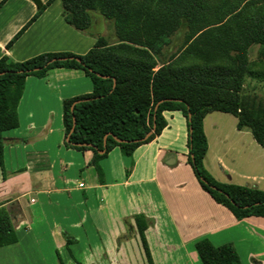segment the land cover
<instances>
[{
    "label": "crops",
    "instance_id": "crops-1",
    "mask_svg": "<svg viewBox=\"0 0 264 264\" xmlns=\"http://www.w3.org/2000/svg\"><path fill=\"white\" fill-rule=\"evenodd\" d=\"M49 1L4 2L0 60L84 56L95 48L97 39L66 23L57 0L7 49ZM93 90L81 70L27 78L20 127L3 135L0 209L8 213L17 243L0 248V264H148L137 217L146 220L154 264H222L218 249L228 245L241 264H264V218L237 221L201 188L188 161L181 112H165L167 127L132 156L116 148L96 165L94 152L66 148L63 104ZM229 116L235 131L226 134L223 121ZM204 131L210 175L224 185L264 191V149L252 132L239 130L238 119L221 112L206 116ZM242 160L246 173L238 171Z\"/></svg>",
    "mask_w": 264,
    "mask_h": 264
},
{
    "label": "trees",
    "instance_id": "trees-1",
    "mask_svg": "<svg viewBox=\"0 0 264 264\" xmlns=\"http://www.w3.org/2000/svg\"><path fill=\"white\" fill-rule=\"evenodd\" d=\"M55 1L50 0L7 49ZM173 1L180 9L174 19L169 13L150 14L136 0H61L66 23L97 39V44L84 56L49 53L23 63L11 62L7 56L0 60V167L6 145L3 135L20 127L18 108L27 78H46L55 69L81 70L94 90L63 104L66 148L94 152L96 165L116 148L132 156L167 127L165 112H181L188 125V161L201 188L237 221L264 218V191L221 184L204 167L208 153L204 119L213 112L236 117L238 129H249L264 149V108L256 109L239 97L247 52L264 46V6L254 15L242 9L227 18H209L201 13L205 6L198 0ZM255 5L246 7L255 10ZM87 10L102 11L114 23L115 44L93 31L95 20ZM176 26L188 29L178 52L182 54L180 67L173 65L178 59L175 55L164 60ZM136 224L148 264H154L144 236L146 220L137 217ZM16 243L11 219L0 209V248ZM218 254L222 264H241L232 245L219 248Z\"/></svg>",
    "mask_w": 264,
    "mask_h": 264
},
{
    "label": "rangeland",
    "instance_id": "rangeland-1",
    "mask_svg": "<svg viewBox=\"0 0 264 264\" xmlns=\"http://www.w3.org/2000/svg\"><path fill=\"white\" fill-rule=\"evenodd\" d=\"M139 4L143 5L150 14H156L157 12L160 16H165L171 14L174 18H178V2L173 0H136ZM205 9H200L201 13H207V17L222 16L227 18L232 12L241 11L247 12V14H256L257 11L263 7L264 0H198ZM206 5H205V4ZM250 3H256L255 10H248L246 6ZM171 5L174 9L171 10ZM216 9V11H215ZM88 11V10H87ZM92 18L95 20L96 26L94 27L95 32L99 35L105 37L108 42L113 45L117 42L116 28L113 22L108 21L103 12L97 10H89ZM169 13V14H168ZM170 18V17H169ZM188 34V29L186 26L179 27L176 26L173 33L170 35L169 44L165 47L166 56L164 60L170 59L172 55L178 57L174 64L177 67L181 66L182 54L178 55L179 49ZM248 67L246 68L245 75L241 84V90L239 97L242 101H247L251 105H254L256 109L264 108V46H253L247 52ZM184 64V63H183ZM232 90V94H233ZM229 120L223 121L224 131L226 134H231L235 131V124L233 117H227ZM232 120V121H231ZM233 125V126H232ZM232 126V130H231ZM240 149V148H239ZM242 149H240V153ZM241 156V155H240ZM262 156L264 159V150L262 151ZM238 171L240 173H246L244 161H239ZM262 174H264V165L262 168Z\"/></svg>",
    "mask_w": 264,
    "mask_h": 264
},
{
    "label": "water",
    "instance_id": "water-1",
    "mask_svg": "<svg viewBox=\"0 0 264 264\" xmlns=\"http://www.w3.org/2000/svg\"><path fill=\"white\" fill-rule=\"evenodd\" d=\"M34 1L38 2V0H34ZM105 145H106V140H105ZM102 154H104V152H102Z\"/></svg>",
    "mask_w": 264,
    "mask_h": 264
},
{
    "label": "built area",
    "instance_id": "built-area-1",
    "mask_svg": "<svg viewBox=\"0 0 264 264\" xmlns=\"http://www.w3.org/2000/svg\"><path fill=\"white\" fill-rule=\"evenodd\" d=\"M80 187H81V188H83V187H84V185H80Z\"/></svg>",
    "mask_w": 264,
    "mask_h": 264
}]
</instances>
